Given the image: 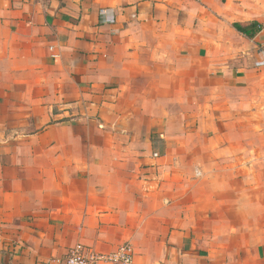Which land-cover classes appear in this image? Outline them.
<instances>
[{
    "label": "crops",
    "instance_id": "0c3cea01",
    "mask_svg": "<svg viewBox=\"0 0 264 264\" xmlns=\"http://www.w3.org/2000/svg\"><path fill=\"white\" fill-rule=\"evenodd\" d=\"M182 20L225 24L240 46L213 33L182 42ZM235 24L257 27L250 37ZM212 42L237 56L216 93L222 128L238 137L252 130L262 153L264 0H0V264H61L77 246L108 253L126 242L137 264L202 261L200 249L219 236L183 222L180 191L168 204L166 165L150 164L141 137L179 118L181 103L198 116L210 111L197 97L213 85L194 60ZM261 153L254 165L263 168ZM226 220L222 231L233 229ZM253 222L260 262L264 233Z\"/></svg>",
    "mask_w": 264,
    "mask_h": 264
},
{
    "label": "rangeland",
    "instance_id": "374dc122",
    "mask_svg": "<svg viewBox=\"0 0 264 264\" xmlns=\"http://www.w3.org/2000/svg\"><path fill=\"white\" fill-rule=\"evenodd\" d=\"M179 27L183 31L182 42L190 40L194 43L199 40L200 33H213L214 36L220 34V37L214 40L220 45L223 43L222 35L225 36V43L229 40L234 47L239 43L225 24L221 27L209 21L206 23L197 21L196 24L191 22L190 25L182 20ZM211 44L208 54L203 53L206 56L194 60L202 68H207L205 73L213 85L206 98L203 94L197 97L200 104L211 105L210 111H204L201 116H198L192 112V103H181L179 118L170 114L168 118L158 121L154 129L157 133L143 135L141 142H146L151 148L148 155L152 159L150 164L156 166L160 162L161 165H166L165 176L168 183L164 196L168 204L173 202V192L180 191L179 202L183 222L188 223L193 230L199 233V236L205 233L219 236L214 246L210 245L204 250L200 249L202 261L196 264H264V260L260 262L254 260L258 247L252 240L253 217L260 218L261 233H264V214L261 213L260 216L258 210H252L253 203L260 202L264 206L263 194L258 195L260 190H264V184L260 187L258 182L259 179L263 180L261 175L264 174V167L254 165V159L261 153L255 148L260 146L262 137L259 139V135L252 130L238 137L234 132L235 129L232 131L233 134H227V129L222 128L221 113L215 109L220 105L216 93H219L224 80L229 77V73L223 71V66L235 63L237 56L235 54L226 56L222 54L220 45L217 46L215 42ZM241 48H244V44H241ZM195 49L197 51L198 47ZM188 59L191 58H186V61H189ZM240 75L242 74L234 70L232 77L235 79ZM202 90L203 88L200 89ZM182 98L187 97L182 96ZM233 126L236 127V124ZM248 126L249 124H246L245 127ZM236 141L244 144L245 149H242L240 145L242 150L237 152L234 149L229 151L228 155H226L227 152L221 150L225 143H236ZM262 150L261 154L264 157V149ZM173 161H179L180 165L173 168L171 166ZM261 169L263 171L260 172ZM238 196L240 201L243 200L240 203H244L245 212L239 211L237 207ZM259 198L262 199L258 201ZM222 200H224V205L221 203ZM224 219L232 224V230L230 228L226 230V226H224L225 230H221ZM241 227L246 229L242 230ZM238 228L241 229L238 230ZM224 237L225 240L222 241ZM243 239L251 241L243 242ZM261 255L263 257L264 250ZM177 256H179L178 253Z\"/></svg>",
    "mask_w": 264,
    "mask_h": 264
},
{
    "label": "built area",
    "instance_id": "2783aa9c",
    "mask_svg": "<svg viewBox=\"0 0 264 264\" xmlns=\"http://www.w3.org/2000/svg\"><path fill=\"white\" fill-rule=\"evenodd\" d=\"M103 15V14H102ZM264 65V54L260 66ZM61 264H137L135 251L128 242L119 245L115 250L103 253L92 248L77 246L68 251Z\"/></svg>",
    "mask_w": 264,
    "mask_h": 264
},
{
    "label": "trees",
    "instance_id": "16d2710c",
    "mask_svg": "<svg viewBox=\"0 0 264 264\" xmlns=\"http://www.w3.org/2000/svg\"><path fill=\"white\" fill-rule=\"evenodd\" d=\"M252 27H250V28H256L257 27V24H252L251 25ZM234 27L239 31V32H241V33H244V34H246V35H248V36H252V34L251 33H249V29L250 28H248V27H242L241 25H239V24H235L234 25Z\"/></svg>",
    "mask_w": 264,
    "mask_h": 264
}]
</instances>
